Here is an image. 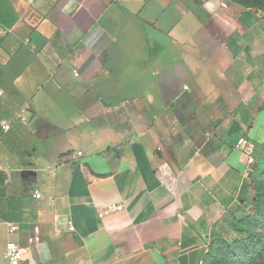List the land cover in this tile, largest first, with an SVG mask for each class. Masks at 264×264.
I'll return each mask as SVG.
<instances>
[{
  "label": "crops",
  "instance_id": "0c3cea01",
  "mask_svg": "<svg viewBox=\"0 0 264 264\" xmlns=\"http://www.w3.org/2000/svg\"><path fill=\"white\" fill-rule=\"evenodd\" d=\"M0 25V264H202L252 213L261 11L0 0Z\"/></svg>",
  "mask_w": 264,
  "mask_h": 264
},
{
  "label": "trees",
  "instance_id": "16d2710c",
  "mask_svg": "<svg viewBox=\"0 0 264 264\" xmlns=\"http://www.w3.org/2000/svg\"><path fill=\"white\" fill-rule=\"evenodd\" d=\"M247 8H255L264 15V0H229ZM255 164L249 174L255 196L252 213L241 220H233V239L213 240L202 264H264V143L257 146Z\"/></svg>",
  "mask_w": 264,
  "mask_h": 264
},
{
  "label": "built area",
  "instance_id": "2783aa9c",
  "mask_svg": "<svg viewBox=\"0 0 264 264\" xmlns=\"http://www.w3.org/2000/svg\"><path fill=\"white\" fill-rule=\"evenodd\" d=\"M226 7V5H224ZM4 96V92L3 90L0 89V98ZM10 124L7 122H3V129L4 130H8L10 129ZM244 144V140H240L238 142V147L242 146ZM245 154H246V158H247V164L249 167L248 172L251 173L253 171V167L255 164V158L253 156V152L249 151V150H245ZM82 152L78 153V156H81ZM35 198L39 199L41 197V195L39 194V192H35L34 195ZM119 207L118 206H111L110 210L112 211H116L118 210ZM104 212V211H103ZM18 229L17 226L13 225V224H9L8 225V232L9 233H13ZM70 230L73 231L74 228L73 226H70ZM6 258L9 261L10 264H21L22 262V253H21V249L18 247V245L13 242V241H9L7 243V249H6Z\"/></svg>",
  "mask_w": 264,
  "mask_h": 264
},
{
  "label": "rangeland",
  "instance_id": "374dc122",
  "mask_svg": "<svg viewBox=\"0 0 264 264\" xmlns=\"http://www.w3.org/2000/svg\"><path fill=\"white\" fill-rule=\"evenodd\" d=\"M2 31H4V29H3L2 26L0 25V33H1ZM229 235H230V236H229V238H227V239H233V238L236 237V234H235L234 232L230 233Z\"/></svg>",
  "mask_w": 264,
  "mask_h": 264
}]
</instances>
